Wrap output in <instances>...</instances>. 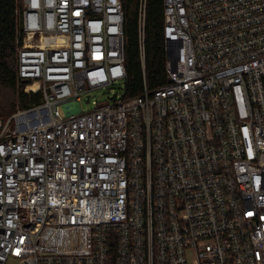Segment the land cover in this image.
<instances>
[{
	"label": "built area",
	"instance_id": "2783aa9c",
	"mask_svg": "<svg viewBox=\"0 0 264 264\" xmlns=\"http://www.w3.org/2000/svg\"><path fill=\"white\" fill-rule=\"evenodd\" d=\"M124 22L123 0H22L44 98L0 133V264H264V0H164L167 82L74 109L127 82Z\"/></svg>",
	"mask_w": 264,
	"mask_h": 264
},
{
	"label": "trees",
	"instance_id": "16d2710c",
	"mask_svg": "<svg viewBox=\"0 0 264 264\" xmlns=\"http://www.w3.org/2000/svg\"><path fill=\"white\" fill-rule=\"evenodd\" d=\"M125 10L126 94L136 96L145 90L164 85L167 78V42L164 37V0H147L145 22H141V0H123ZM22 0H0V94L9 89L16 96V105L8 110L0 100V117L21 108L41 104L43 92H26L28 82L18 76L19 12ZM143 30V33H142ZM144 46V58L142 57ZM2 98V97H0Z\"/></svg>",
	"mask_w": 264,
	"mask_h": 264
},
{
	"label": "rangeland",
	"instance_id": "374dc122",
	"mask_svg": "<svg viewBox=\"0 0 264 264\" xmlns=\"http://www.w3.org/2000/svg\"><path fill=\"white\" fill-rule=\"evenodd\" d=\"M22 12V7H20V12ZM126 86L127 82L125 79L119 80L115 85L111 87H100V88H95L90 91L91 94V100L90 102H86V100H82L80 102H71L68 103L69 105H73L74 109H80L82 108L84 111L91 110L94 108L95 103L94 101H98L99 103L105 102L109 100V97L116 94L117 97L123 96V94L126 91ZM26 88V86H25ZM24 88V89H25ZM41 90V89H40ZM26 91V89H25ZM38 91V90H37ZM26 92H36V91H26ZM0 100L3 105H6L8 110H11L15 105H16V96L13 91L9 89H5L2 91L0 94ZM33 106L27 107V108H21L17 107L15 111L10 113V115L5 119L0 117V121L2 122V125L8 124L9 128L11 130H14L16 128L17 122H19V128L20 129H26L29 126L35 123V119L38 115V112L35 113V110L32 109ZM60 111L62 114H65L66 112V107L64 105L59 106ZM19 115H22L21 119L18 117ZM10 121V122H9ZM0 127V133L3 131L4 127Z\"/></svg>",
	"mask_w": 264,
	"mask_h": 264
},
{
	"label": "bare ground",
	"instance_id": "6f19581e",
	"mask_svg": "<svg viewBox=\"0 0 264 264\" xmlns=\"http://www.w3.org/2000/svg\"><path fill=\"white\" fill-rule=\"evenodd\" d=\"M37 85H38V84H37V83H35V84H33V85H32V87H33V88H36V87H37ZM21 117H22V116H19V118H20V119H21Z\"/></svg>",
	"mask_w": 264,
	"mask_h": 264
}]
</instances>
